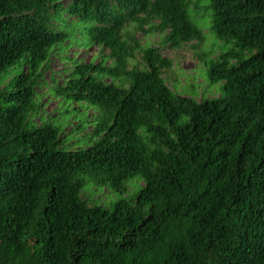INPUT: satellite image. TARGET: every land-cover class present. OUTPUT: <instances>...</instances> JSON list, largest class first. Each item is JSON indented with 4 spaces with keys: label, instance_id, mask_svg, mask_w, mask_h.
Segmentation results:
<instances>
[{
    "label": "trees",
    "instance_id": "trees-1",
    "mask_svg": "<svg viewBox=\"0 0 264 264\" xmlns=\"http://www.w3.org/2000/svg\"><path fill=\"white\" fill-rule=\"evenodd\" d=\"M209 1L211 31L233 46L207 67L224 93L197 101L166 84L156 47L129 68L123 37L150 24L170 47L200 44L191 0H0V77L24 66L0 88V264H264V0ZM63 14L111 59L51 85L100 107L92 144L75 150L51 123L26 128L51 49L71 34L51 26ZM135 175L143 185L110 209L80 196L84 176L124 194Z\"/></svg>",
    "mask_w": 264,
    "mask_h": 264
},
{
    "label": "rangeland",
    "instance_id": "rangeland-1",
    "mask_svg": "<svg viewBox=\"0 0 264 264\" xmlns=\"http://www.w3.org/2000/svg\"><path fill=\"white\" fill-rule=\"evenodd\" d=\"M209 4V0H191L189 8L190 19L200 28L204 37L200 44L190 41L178 47H170L164 40V34L151 29L150 24L143 26L145 31L140 30L135 24H127L123 29V37L131 51L128 67L144 68L142 49L148 46L156 47L162 56L171 61L170 66L162 70V77L175 93L197 101L222 95L223 82H211L207 75V67L211 60L231 48L233 42H224L211 31L212 10ZM63 18L64 14L51 26L57 30L70 31L71 34L65 42L57 43L51 49L52 52L58 48L51 53L42 71V78L40 77L37 82L34 96L36 110L28 115L26 128L33 130L42 123H51L59 130L60 147L75 150L92 144L91 132L100 118V107L59 96L51 85L64 79L76 64L97 62L100 56L104 57L106 64H111V59L108 57L107 49L94 45L89 40L81 24L76 23L74 27L65 25ZM152 23L156 24L157 21L154 20ZM245 56L247 52L244 53ZM23 68V62L20 61L7 69L0 77V88H12L10 80ZM102 79L120 85L118 79L112 80L109 77ZM84 180L85 184L80 191L81 198L89 205H99L107 209L112 208L122 197L134 196L144 183L140 175H135L126 181V192L120 194L106 184H95L89 176H84Z\"/></svg>",
    "mask_w": 264,
    "mask_h": 264
}]
</instances>
